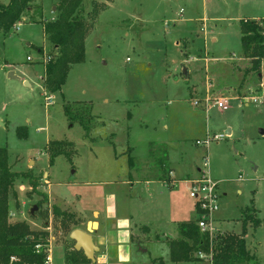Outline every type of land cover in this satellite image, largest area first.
<instances>
[{"label": "rangeland", "instance_id": "rangeland-1", "mask_svg": "<svg viewBox=\"0 0 264 264\" xmlns=\"http://www.w3.org/2000/svg\"><path fill=\"white\" fill-rule=\"evenodd\" d=\"M57 5L34 0L21 22L0 32V147L9 150L14 171L32 175L16 180L8 221L48 230L51 264H100L81 263L83 252L74 249L70 235L97 219L107 193L123 198V189L109 182L131 172L135 178L131 168L140 167L150 143H159L150 161L161 164L163 174L169 171L167 146L177 177L199 178L209 160L221 193L215 234H242L248 214L264 219V68L261 75L246 73L251 63L240 29L243 20L264 23V0H84L82 14L90 25L85 60L72 65L61 91L51 93L42 80L48 64L42 55L58 50L44 24L35 21H51ZM207 98V110L193 104L198 99L203 106ZM218 98L227 99L228 107L218 108ZM208 134L229 135L208 146L196 143ZM136 186L133 209L125 210L137 218L196 219L194 205L187 211L152 206L147 212L144 186ZM176 187L194 201L185 195L186 185ZM246 227L255 256L249 264H264V225L248 220ZM144 234L145 226L134 234L127 262L111 264H209L200 258L174 263L168 243H148Z\"/></svg>", "mask_w": 264, "mask_h": 264}, {"label": "trees", "instance_id": "trees-1", "mask_svg": "<svg viewBox=\"0 0 264 264\" xmlns=\"http://www.w3.org/2000/svg\"><path fill=\"white\" fill-rule=\"evenodd\" d=\"M33 2L34 0H10L8 4L0 2V32H8L21 22L24 12L29 11ZM83 2L84 0H58V15L54 19L35 21L44 24L49 41L58 50L57 54L50 55L51 59L47 62L42 77L44 88L51 93L61 91L72 65L85 60V41L90 25L82 14ZM38 8L41 16L42 6ZM240 24L243 55L251 63L246 73L254 71L261 75L264 68V23L243 20ZM39 51L43 52V47H39ZM65 112L70 115L68 108ZM58 154L60 153L49 160L51 165ZM19 178H32V175L14 171L9 165V150L0 147V264H9L12 256L17 258L16 264H47L48 252L45 249L49 244L50 232L46 229L33 230L26 220L8 221L9 195L14 192L15 182ZM32 186V192L36 193L38 186L36 183H32ZM42 196L47 200L46 194L42 193ZM47 215L48 212H45L44 216L48 217ZM248 220L255 227L264 225V219L248 214L243 223L242 234L211 236L198 228L195 219L181 222L178 226L179 237L166 239L170 246L171 260L174 263L199 261L198 254L203 252L212 264H249L255 256L246 244ZM37 245H42L40 252L35 249ZM86 261L89 260L83 253L81 263H87Z\"/></svg>", "mask_w": 264, "mask_h": 264}, {"label": "crops", "instance_id": "crops-1", "mask_svg": "<svg viewBox=\"0 0 264 264\" xmlns=\"http://www.w3.org/2000/svg\"><path fill=\"white\" fill-rule=\"evenodd\" d=\"M54 18L55 16H53L51 20ZM128 117H131V115L129 114ZM150 144L146 158L142 161L140 167L137 168V170L131 168L133 173L136 172L135 178L131 177V172L127 179L124 178L118 179V181L109 182L112 187L123 189V198L117 197V194L114 191H110L104 196L105 207L103 210H93L97 211L98 214L96 219L98 222V228L93 234V237L95 244L100 248V251L95 254V262L99 261L100 264H111V262L116 261L119 263L127 262L133 249L132 246H134L133 236L142 226H145L146 234H144V236L148 238V241L146 242L165 243L167 238L177 239L179 236L178 226L181 222L193 220L185 214L177 215L176 220H170L169 222L164 219L158 221L153 217L145 220L137 218L130 210L126 211L127 209H133L132 206L134 200L138 198L136 185L141 184L144 186V191L146 193L145 196H147V212H149V208H152V206H182L183 210L186 211L188 206L194 205L195 208V201L191 200L193 203H191V201L188 202L186 199L187 197L182 194L180 195V191L176 187L180 183L186 185L184 191H186L185 195H188L189 197L188 191L190 187L188 186L189 184L191 186L190 177L187 175H184L183 178L177 177L176 174L178 173V170L170 160L168 146L166 150L167 158L164 164L169 165V171L168 173L163 174L162 165H155L153 161H150L152 159L151 156L154 155V153H152L154 152V147L159 143ZM131 150L132 148L129 146L127 148L129 157ZM170 173H172V175H170ZM122 206H124V209ZM120 210H125V213H119ZM152 219L155 220L151 221ZM83 230H86V227H83ZM137 247L139 246L137 245ZM143 251H147V248L143 249L142 252Z\"/></svg>", "mask_w": 264, "mask_h": 264}, {"label": "built area", "instance_id": "built-area-1", "mask_svg": "<svg viewBox=\"0 0 264 264\" xmlns=\"http://www.w3.org/2000/svg\"><path fill=\"white\" fill-rule=\"evenodd\" d=\"M51 56H43L42 55V61L48 62L50 61ZM28 61H33L31 56L27 57ZM53 97H49L52 99ZM212 99L207 98L206 101L204 102V105H201V100L195 99L193 104L195 106H201L204 109L207 110V108L210 106V101ZM253 102H259L260 100L257 98L252 99ZM216 105L220 109H224L228 107V100L225 98L221 99H216L215 100ZM229 135V134H228ZM227 134H215L214 136H211L208 134V137L204 140H197L196 143L198 145H207L209 144L210 141L215 140L219 141L225 137L228 136ZM207 159V157H205ZM209 169V160H206L203 168L199 169V178H193L191 182V186L189 188L188 193L190 194V197L193 198L195 201V210L197 211V217L195 219L196 224L198 228H200L203 232L209 233L211 236L215 235L214 231L217 227L214 225V214L218 212L219 207H220V199H221V193L218 191V185L219 182L215 180L213 177H211L210 173L208 172ZM172 175V173H170ZM174 182V181H173ZM42 248V245H37L35 249L40 252ZM46 252H48L47 258H46V263L51 264L52 263V255H51V249H45ZM200 259H206L208 262V256L203 253L199 252L198 254ZM17 258L15 256H12L10 258L9 264H16ZM210 263V262H208ZM212 264V262L210 263Z\"/></svg>", "mask_w": 264, "mask_h": 264}, {"label": "water", "instance_id": "water-1", "mask_svg": "<svg viewBox=\"0 0 264 264\" xmlns=\"http://www.w3.org/2000/svg\"><path fill=\"white\" fill-rule=\"evenodd\" d=\"M185 74L188 75V70L185 68ZM264 134V130L260 131ZM37 207L32 209V213ZM96 217L98 214L95 212ZM98 228V222L96 220H91L86 225V230L75 228L72 231L70 238L75 242L74 249L77 251H82L85 257L92 263L96 261L95 254L100 251V248L95 244L93 234Z\"/></svg>", "mask_w": 264, "mask_h": 264}]
</instances>
